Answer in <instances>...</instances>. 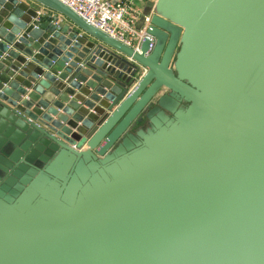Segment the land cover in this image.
Segmentation results:
<instances>
[{
    "label": "water",
    "instance_id": "water-1",
    "mask_svg": "<svg viewBox=\"0 0 264 264\" xmlns=\"http://www.w3.org/2000/svg\"><path fill=\"white\" fill-rule=\"evenodd\" d=\"M134 3L0 0V264H264V0Z\"/></svg>",
    "mask_w": 264,
    "mask_h": 264
},
{
    "label": "built area",
    "instance_id": "built-area-1",
    "mask_svg": "<svg viewBox=\"0 0 264 264\" xmlns=\"http://www.w3.org/2000/svg\"><path fill=\"white\" fill-rule=\"evenodd\" d=\"M88 24L139 51L146 27L138 30L141 10L135 0H59ZM146 1V0H142ZM153 48V45H152Z\"/></svg>",
    "mask_w": 264,
    "mask_h": 264
},
{
    "label": "crops",
    "instance_id": "crops-1",
    "mask_svg": "<svg viewBox=\"0 0 264 264\" xmlns=\"http://www.w3.org/2000/svg\"><path fill=\"white\" fill-rule=\"evenodd\" d=\"M30 5H33V2H31ZM39 13L41 14V16H49L51 14L47 9L43 7H39Z\"/></svg>",
    "mask_w": 264,
    "mask_h": 264
}]
</instances>
